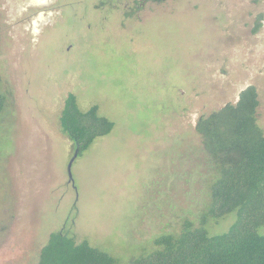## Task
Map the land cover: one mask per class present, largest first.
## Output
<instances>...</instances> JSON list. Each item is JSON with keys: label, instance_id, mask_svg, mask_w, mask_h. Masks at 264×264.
Returning <instances> with one entry per match:
<instances>
[{"label": "rangeland", "instance_id": "1", "mask_svg": "<svg viewBox=\"0 0 264 264\" xmlns=\"http://www.w3.org/2000/svg\"><path fill=\"white\" fill-rule=\"evenodd\" d=\"M102 6L0 0V264H38L67 226L117 264L162 234L206 227L222 165L198 119L254 85L264 130V0H159L130 19ZM70 92L115 123L72 177L59 122ZM233 221L208 224L219 233Z\"/></svg>", "mask_w": 264, "mask_h": 264}, {"label": "trees", "instance_id": "2", "mask_svg": "<svg viewBox=\"0 0 264 264\" xmlns=\"http://www.w3.org/2000/svg\"><path fill=\"white\" fill-rule=\"evenodd\" d=\"M4 103L0 92V111ZM258 106L257 88L249 85L236 103L198 119L196 130L204 148L222 165L201 213L207 216V226L184 234H162L154 239L153 250L129 264H264V130L257 122ZM59 122L78 155L95 140L107 138L115 125L100 113L97 103L81 107L73 92L64 100ZM228 216L234 221L227 230L213 232L208 222ZM70 228L50 234L38 264H117L114 256L88 240L77 242Z\"/></svg>", "mask_w": 264, "mask_h": 264}, {"label": "flooded vegetation", "instance_id": "3", "mask_svg": "<svg viewBox=\"0 0 264 264\" xmlns=\"http://www.w3.org/2000/svg\"><path fill=\"white\" fill-rule=\"evenodd\" d=\"M153 1H159V0H100L102 5H105L102 7H107L108 11L117 10L118 12L123 13L122 14L123 17L129 18V19L131 17H135V18L138 17L140 14H138L137 12L146 9L147 5H149L150 2H153ZM40 2L45 3L46 0H40ZM106 19L108 20V23L110 24L111 16L106 17ZM121 20L123 19L121 18Z\"/></svg>", "mask_w": 264, "mask_h": 264}, {"label": "water", "instance_id": "4", "mask_svg": "<svg viewBox=\"0 0 264 264\" xmlns=\"http://www.w3.org/2000/svg\"><path fill=\"white\" fill-rule=\"evenodd\" d=\"M77 156H78V150H75L73 157L71 158L69 165H68V171H69L70 177H72V172H71L72 164H73L74 160L77 158Z\"/></svg>", "mask_w": 264, "mask_h": 264}]
</instances>
